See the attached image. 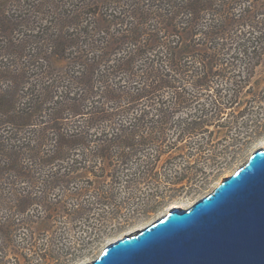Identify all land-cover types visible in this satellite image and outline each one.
<instances>
[{
  "label": "trees",
  "instance_id": "obj_1",
  "mask_svg": "<svg viewBox=\"0 0 264 264\" xmlns=\"http://www.w3.org/2000/svg\"><path fill=\"white\" fill-rule=\"evenodd\" d=\"M232 1L0 0V186L13 184L14 201L0 200L14 209L29 203L11 176L33 175L22 171V161L29 168L39 160L41 169L50 151L52 163L72 160L73 171L111 177L139 159L147 166L141 178H156L177 142L199 137L181 167L180 176L193 178L197 170L187 158H205L211 144L200 137L241 103L245 88L235 82L221 89L214 79L230 77L235 61H246L251 76L264 56V26H234L227 20ZM204 15L217 24L202 26ZM194 62L201 66L189 68ZM179 76L210 97L197 113L177 118L189 101L175 84ZM49 165L55 176L43 182L67 175V166ZM14 227L11 220L0 226L7 245Z\"/></svg>",
  "mask_w": 264,
  "mask_h": 264
},
{
  "label": "rangeland",
  "instance_id": "obj_2",
  "mask_svg": "<svg viewBox=\"0 0 264 264\" xmlns=\"http://www.w3.org/2000/svg\"><path fill=\"white\" fill-rule=\"evenodd\" d=\"M31 1L25 0L26 3ZM260 1L264 2L233 0L227 20L235 21L234 26H250L247 21L253 22V26H264V8L258 7ZM204 18L202 26L218 22L213 15H204ZM236 64L230 77L216 78L213 85L221 89L235 88V82L245 85L239 97L241 103L225 109L224 114L209 125L210 131L200 137H205L211 145L201 161L187 158L197 170L193 178L180 176L181 167L187 155L195 151L191 147L199 137L177 142L171 153L160 159L156 178H141L147 173L144 172L147 166L140 168L139 159H133L127 169L116 171L112 177L88 168L73 171L70 164L75 161L72 160L52 163V151L48 152L52 156L47 165L41 169L35 165L39 160L31 162L29 168L25 166L30 162L22 161L24 169H20L33 175L10 176L18 180L16 190L25 200L29 197L30 202H23L19 209H14L0 200V226L5 228L8 220L15 222L13 240L8 245L0 236V260L6 259L7 264H86L95 260L111 242L139 232L173 208H188L208 195L247 162L256 149L264 146V56L251 76L247 73L246 61H235ZM187 65L189 68L201 66L195 62ZM194 82L181 76L175 80L176 85H181L182 93L189 97L186 107L176 114L177 118L197 113L199 104L210 97L207 91L201 95L194 89ZM49 148L52 149V145ZM73 158L82 160L78 152ZM59 163L67 166L61 169V173L67 175L61 174L54 183L43 182L56 171L55 166L49 164ZM12 185L3 182L0 199L5 196L14 201Z\"/></svg>",
  "mask_w": 264,
  "mask_h": 264
},
{
  "label": "water",
  "instance_id": "obj_3",
  "mask_svg": "<svg viewBox=\"0 0 264 264\" xmlns=\"http://www.w3.org/2000/svg\"><path fill=\"white\" fill-rule=\"evenodd\" d=\"M86 264H264V146L208 195Z\"/></svg>",
  "mask_w": 264,
  "mask_h": 264
}]
</instances>
